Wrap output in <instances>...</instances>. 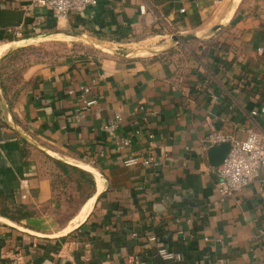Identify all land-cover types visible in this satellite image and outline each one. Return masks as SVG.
<instances>
[{
    "label": "crops",
    "instance_id": "crops-1",
    "mask_svg": "<svg viewBox=\"0 0 264 264\" xmlns=\"http://www.w3.org/2000/svg\"><path fill=\"white\" fill-rule=\"evenodd\" d=\"M229 1L99 0L58 19L29 0H0V215L53 236L78 225L100 190L62 237L0 221V264H264V168L223 197L204 143L212 131L264 136V116L252 114L264 105V0H241L215 33L160 54L35 60L31 45L45 40L12 50L51 32L115 43L201 34ZM116 114L112 134L104 127ZM26 136L96 169L103 187ZM132 157L140 162L127 165Z\"/></svg>",
    "mask_w": 264,
    "mask_h": 264
},
{
    "label": "built area",
    "instance_id": "built-area-1",
    "mask_svg": "<svg viewBox=\"0 0 264 264\" xmlns=\"http://www.w3.org/2000/svg\"><path fill=\"white\" fill-rule=\"evenodd\" d=\"M29 1L32 6L51 8L54 16L58 19L65 18L72 12H82L89 6H96L99 2V0ZM142 10L145 11V8L142 7ZM181 11H184V9ZM18 35H20V32ZM259 50L263 51L264 48L261 47ZM252 114H261L264 116V105L260 109L252 110ZM122 120L123 116L116 114L105 125L104 129L114 134ZM137 132H140V130ZM226 142L230 143L231 147L223 163L218 167L217 189L223 197H230L260 178L261 171L264 168V136L259 131L249 128L246 137L243 139L222 131H212L204 138V143L208 147ZM130 144L131 139L124 138L121 146ZM139 162L140 160L137 157H132L125 161L127 165H133ZM144 162L149 163V160H145ZM261 233L264 235V229L261 230ZM150 239L155 240L156 237L152 236ZM160 251L167 259L179 257V254L169 252L165 249Z\"/></svg>",
    "mask_w": 264,
    "mask_h": 264
},
{
    "label": "water",
    "instance_id": "water-1",
    "mask_svg": "<svg viewBox=\"0 0 264 264\" xmlns=\"http://www.w3.org/2000/svg\"><path fill=\"white\" fill-rule=\"evenodd\" d=\"M234 3H235V0H230L228 2V5H227L225 11H224L223 16L220 18V20L215 25H213L212 27L207 29L205 32H203L201 34H195V33L174 34L172 36V39L169 42H167L166 46H163L159 49H154V48H149V47H124V46H121L120 44L118 45V43H115V42L104 41V40H100V39H97L94 37L85 36L82 34H76V33H70V32H51V33L44 34V35H38V36L18 40L12 46V50L20 48L24 45H27V44H30L33 42H37V41L50 40V39H54V38H64V39L69 38V39H72L75 41H80V42L89 44L98 50H101V51L107 52L111 55H115V56H119V57H131L132 53L137 49L144 50L145 52H150V53H154V54H160V53H163V52L170 50L171 48H173L178 43L188 41V40H192V39H203V38L215 33L219 28H221L224 25V21L228 15V13L232 9ZM26 137L31 142H33L36 146H38L39 148L48 152L49 154L56 157L57 159L62 160L64 162L74 164L80 168H83V169L90 171L91 173L97 175L98 177L101 178L102 187H103L102 174L99 171H97L96 169H94L88 165L77 164V163H73L69 160H66V159L58 156L53 151H51L49 149L42 148L40 146V144H38L36 141L29 138L28 136H26ZM230 147H231L230 143H228V142L221 143L219 145H215V146L210 147L208 150V157H209V161H210L211 165H213L215 167H219L223 163L224 159L226 158V156L230 150ZM99 194H100V190L97 193H95L93 195V197L91 198V204H90L88 213L85 216V218L78 225H76L73 229H70V230H68L64 233H61V234H57V235L52 236V235L44 234V233H41L38 231H34V230H31V229L26 228L24 226L18 225L16 223L12 222L10 219H8L4 216H1V215H0V221L9 225V226L18 228L22 231L28 232L30 234H33V235H36L39 237H46V238L62 237V236H65L66 234H68L69 232H71L72 230L76 229L77 227H79L87 219L88 215L92 211V208L94 207V204H95Z\"/></svg>",
    "mask_w": 264,
    "mask_h": 264
},
{
    "label": "rangeland",
    "instance_id": "rangeland-1",
    "mask_svg": "<svg viewBox=\"0 0 264 264\" xmlns=\"http://www.w3.org/2000/svg\"><path fill=\"white\" fill-rule=\"evenodd\" d=\"M228 5V3H227ZM225 6L224 10L222 11L224 14V11L227 7ZM222 14V16H223ZM221 16V17H222ZM220 20V19H219ZM218 20V21H219ZM205 32V31H204ZM171 32H168V35L165 37H160L155 34H147L142 36L141 38H133L124 42H116L118 45L120 44L121 46L124 47H149V48H154V49H159L163 46H166L167 42H169L172 39L173 35H170ZM175 34H181V33H175ZM69 38H58V39H50V40H45L43 42L39 43H34L31 46L33 47L32 50V58L35 60L39 59H44V60H57L58 58L69 54L70 52L74 51H100L104 52L101 50H98L94 47H92L89 44L80 42V41H75V40H68ZM188 42V41H184ZM138 50V49H137ZM136 51V50H135ZM106 54H109L107 52H104ZM154 53L150 52H145V54H142L143 56L151 55ZM135 56V55H132ZM136 56H140L139 53H136ZM22 58L21 55L17 57Z\"/></svg>",
    "mask_w": 264,
    "mask_h": 264
},
{
    "label": "bare ground",
    "instance_id": "bare-ground-1",
    "mask_svg": "<svg viewBox=\"0 0 264 264\" xmlns=\"http://www.w3.org/2000/svg\"><path fill=\"white\" fill-rule=\"evenodd\" d=\"M240 1H241V0H235L234 5H233L232 9L230 10V12L228 13V15H227L226 18L230 17V16L234 13V11H235V9H236V7L238 6V4H239ZM229 19H230V18H229ZM226 21H227V20H226ZM68 40H69V39H68ZM70 40H71V39H70ZM9 45H10V44H9ZM2 50H3V49H2ZM5 50H6V49H5ZM1 53H2V52H1ZM136 53H139V55L142 56V54H145V51H144V50H140V49H138V50L134 51V52L132 53V55H135V56H136ZM98 181H99V184H101L100 178H98ZM90 204H91V201L88 202V203L84 206V208H83L81 214L77 217L76 222H80L81 220H83V219L85 218V216H86V214H87V212H88V210H89Z\"/></svg>",
    "mask_w": 264,
    "mask_h": 264
},
{
    "label": "trees",
    "instance_id": "trees-1",
    "mask_svg": "<svg viewBox=\"0 0 264 264\" xmlns=\"http://www.w3.org/2000/svg\"><path fill=\"white\" fill-rule=\"evenodd\" d=\"M58 163H61V162H58ZM76 169H78V170H80V171H82L83 172V174H88L87 172H85L84 170H81V169H79V168H76ZM91 181H93L94 183H95V180H94V177H93V180H91ZM11 219H15L14 217H10Z\"/></svg>",
    "mask_w": 264,
    "mask_h": 264
}]
</instances>
